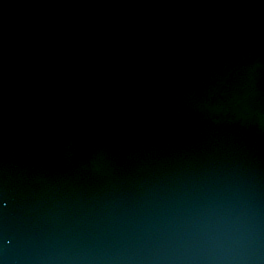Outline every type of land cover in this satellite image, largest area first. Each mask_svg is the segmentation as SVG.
<instances>
[{"label": "water", "instance_id": "95a60500", "mask_svg": "<svg viewBox=\"0 0 264 264\" xmlns=\"http://www.w3.org/2000/svg\"><path fill=\"white\" fill-rule=\"evenodd\" d=\"M0 264H264V0H0Z\"/></svg>", "mask_w": 264, "mask_h": 264}]
</instances>
